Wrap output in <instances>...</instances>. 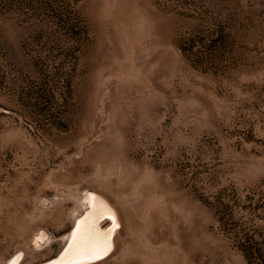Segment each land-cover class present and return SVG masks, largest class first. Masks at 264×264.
Here are the masks:
<instances>
[{"label": "rangeland", "instance_id": "1", "mask_svg": "<svg viewBox=\"0 0 264 264\" xmlns=\"http://www.w3.org/2000/svg\"><path fill=\"white\" fill-rule=\"evenodd\" d=\"M0 264H264V0H0Z\"/></svg>", "mask_w": 264, "mask_h": 264}, {"label": "bare ground", "instance_id": "2", "mask_svg": "<svg viewBox=\"0 0 264 264\" xmlns=\"http://www.w3.org/2000/svg\"><path fill=\"white\" fill-rule=\"evenodd\" d=\"M17 261V260H16Z\"/></svg>", "mask_w": 264, "mask_h": 264}]
</instances>
